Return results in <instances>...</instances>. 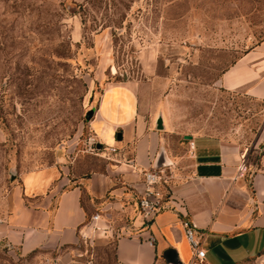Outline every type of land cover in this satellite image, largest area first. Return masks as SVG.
Returning <instances> with one entry per match:
<instances>
[{
    "label": "rangeland",
    "instance_id": "1",
    "mask_svg": "<svg viewBox=\"0 0 264 264\" xmlns=\"http://www.w3.org/2000/svg\"><path fill=\"white\" fill-rule=\"evenodd\" d=\"M263 36L264 0H0V177L101 168L114 154L90 119L105 87L129 84L139 115L162 116L182 141L240 140L250 182L264 168V101L225 90L219 76ZM88 235L58 250L0 247V264H58L65 253L118 264L115 233Z\"/></svg>",
    "mask_w": 264,
    "mask_h": 264
},
{
    "label": "crops",
    "instance_id": "2",
    "mask_svg": "<svg viewBox=\"0 0 264 264\" xmlns=\"http://www.w3.org/2000/svg\"><path fill=\"white\" fill-rule=\"evenodd\" d=\"M219 83L264 101V36L221 71ZM138 109V94L129 84L100 93L91 132L107 148L115 147L101 168L72 175L53 164L0 177V247L72 248L81 231H93L86 219L98 212L94 232L116 234L118 264H191L181 223L186 212L205 249L201 264H264V168L248 182L247 166L240 170L246 146L237 138L193 132L182 141L168 130V120L146 121ZM169 133L174 148L183 149L172 152ZM154 164L169 169V206L143 224L137 209L140 169ZM57 261L85 264L70 253Z\"/></svg>",
    "mask_w": 264,
    "mask_h": 264
},
{
    "label": "built area",
    "instance_id": "3",
    "mask_svg": "<svg viewBox=\"0 0 264 264\" xmlns=\"http://www.w3.org/2000/svg\"><path fill=\"white\" fill-rule=\"evenodd\" d=\"M110 150H115V147L110 146ZM243 165H240V170H243ZM142 189L139 192L137 199V209L140 212L143 224L150 221L153 216L161 209L169 206L170 186L168 183V176L165 173L164 166L152 165L147 168L140 169ZM99 217V213L91 214L86 222V225L91 227L93 231L99 227L94 224V221ZM181 223L183 226L185 237L187 238L192 258L191 264H201L205 254V249L200 246L199 234L194 222L188 217L186 212L181 214ZM105 229V228H104ZM89 235L80 232V237L87 238ZM151 242V237L149 238Z\"/></svg>",
    "mask_w": 264,
    "mask_h": 264
},
{
    "label": "water",
    "instance_id": "4",
    "mask_svg": "<svg viewBox=\"0 0 264 264\" xmlns=\"http://www.w3.org/2000/svg\"><path fill=\"white\" fill-rule=\"evenodd\" d=\"M121 136H122V135H121V132L118 131V132H117V138H121ZM184 137H185V138H191V134H184Z\"/></svg>",
    "mask_w": 264,
    "mask_h": 264
},
{
    "label": "trees",
    "instance_id": "5",
    "mask_svg": "<svg viewBox=\"0 0 264 264\" xmlns=\"http://www.w3.org/2000/svg\"><path fill=\"white\" fill-rule=\"evenodd\" d=\"M89 218H90V216L88 215L86 221H88Z\"/></svg>",
    "mask_w": 264,
    "mask_h": 264
}]
</instances>
